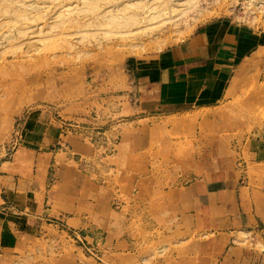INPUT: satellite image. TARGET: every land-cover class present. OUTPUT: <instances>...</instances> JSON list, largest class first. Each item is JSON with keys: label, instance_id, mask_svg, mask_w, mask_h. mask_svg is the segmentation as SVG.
Instances as JSON below:
<instances>
[{"label": "rangeland", "instance_id": "1", "mask_svg": "<svg viewBox=\"0 0 264 264\" xmlns=\"http://www.w3.org/2000/svg\"><path fill=\"white\" fill-rule=\"evenodd\" d=\"M187 1L0 0V163L23 150L31 172L52 157L40 180L53 218L20 264H225L229 248H260L238 231L225 243L223 192L258 125L252 85L209 109L134 110L129 62L232 12L264 27L252 0Z\"/></svg>", "mask_w": 264, "mask_h": 264}, {"label": "crops", "instance_id": "2", "mask_svg": "<svg viewBox=\"0 0 264 264\" xmlns=\"http://www.w3.org/2000/svg\"><path fill=\"white\" fill-rule=\"evenodd\" d=\"M238 13L201 24L187 40L146 61L129 62L126 71L138 102L134 110L148 117L209 109L229 102L239 88L242 99L252 85V112L258 125L254 139L240 148L239 176L227 182L223 192L225 243L234 242L231 233L238 231L261 249L240 245L239 254L237 246L229 248L223 263L264 264V110L259 108L264 100V27ZM53 138L50 131L47 146ZM40 154L31 172L22 165L29 158L23 150L16 151L10 162L0 163V264H20L26 257L24 240L37 239L53 218L46 207L45 183L41 184L52 157Z\"/></svg>", "mask_w": 264, "mask_h": 264}, {"label": "bare ground", "instance_id": "3", "mask_svg": "<svg viewBox=\"0 0 264 264\" xmlns=\"http://www.w3.org/2000/svg\"><path fill=\"white\" fill-rule=\"evenodd\" d=\"M97 1H98V0H97ZM103 1H104V0H103ZM136 1H137V0H136ZM192 1L195 2L194 0H188L187 2H188L189 4H187V3H186V4L189 5V7H188V8L183 7V8H186V10H187V9H190V8L194 7V6H192V5L190 6V4H194ZM199 1H200V0H199ZM169 2L171 3V1H169ZM169 2H168V3H169ZM182 2H183V1H182ZM94 3H96V2L94 1ZM173 4H174V3H173ZM173 4L170 5V6H168V9H167V7L164 8V10H165V11L170 10V12L172 11V12H174L175 14L177 13V15L179 16L178 12H176V11L179 10L178 7H177L176 5H177V4L179 5L180 3H177L176 5H175V4L173 5ZM96 5H97V4H96ZM96 5H94V7H95ZM181 5L184 6V3H182ZM195 5H196V4H195ZM98 6H99V4H98ZM165 6H166V4H165ZM197 6H199L198 3H197ZM126 7H128V6H126ZM131 7H132V6H131ZM169 8H170V9H169ZM91 9H92V8H91ZM180 9H182V8H180ZM193 9H195V8H193ZM193 9H192V10H193ZM196 9H198V8H196ZM86 10H87V9H86ZM111 10H112V9H111ZM122 10H123V9H122ZM127 11H128V10H127ZM165 11H163V12H165ZM125 12H126V11H125ZM184 12H185V10H184ZM194 12H195V11H194ZM112 13H113V12H112ZM112 13H111V14H112ZM117 13H118V12H117ZM154 13H155V12H154ZM106 14H107V13H106ZM158 14L162 15V13H158ZM164 14H165L166 17H167L168 12L163 13V15H164ZM180 14H183V12H181ZM134 15H135V16H134ZM134 15H130V17L127 18V19L130 20V21H129V24L132 23V22H135L137 16H136V14H134ZM163 15H162V16H163ZM165 15H164V16H165ZM194 15H195V14H194ZM158 16H159V15H157V18H158ZM164 16H163V17H164ZM152 17H153V14L150 15V16H147L146 19H144V21H145V20L148 21V20L152 19ZM155 17H156V16H154L153 19H154ZM163 17L161 18V20L163 19ZM175 17H176V16H175ZM116 18H117V17H116ZM164 18H165V17H164ZM164 20H169V18H167V19L165 18ZM164 20H163V21H164ZM123 21H124V20H123ZM136 21H137V20H136ZM163 21H162V22H163ZM120 22H121V21H120ZM126 22H127V20H126ZM135 23H136V22H135ZM122 24H123V23H122ZM124 24H125V23H124ZM126 24H127V23H126ZM126 24H125V26H126ZM127 25H128V24H127ZM127 27H128V26H127ZM127 27H126V28H127ZM145 27H147V26H145Z\"/></svg>", "mask_w": 264, "mask_h": 264}, {"label": "built area", "instance_id": "4", "mask_svg": "<svg viewBox=\"0 0 264 264\" xmlns=\"http://www.w3.org/2000/svg\"><path fill=\"white\" fill-rule=\"evenodd\" d=\"M252 5H253V9L254 11L261 13L264 15V0H252ZM242 9H244V7L241 5L240 6V11H242ZM244 11H242L243 13Z\"/></svg>", "mask_w": 264, "mask_h": 264}]
</instances>
